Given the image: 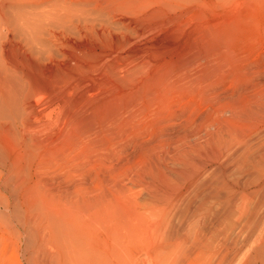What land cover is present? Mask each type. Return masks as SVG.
<instances>
[{
	"label": "rangeland",
	"instance_id": "1",
	"mask_svg": "<svg viewBox=\"0 0 264 264\" xmlns=\"http://www.w3.org/2000/svg\"><path fill=\"white\" fill-rule=\"evenodd\" d=\"M67 1L76 13L83 9V22L59 26L52 41L40 37L39 51L22 46L14 54L7 45L2 54L16 61L23 81L11 83L12 114L23 113L27 101L33 128L24 135L2 117L0 141L10 157L14 148L37 156L40 193L70 189L81 179L78 167L92 192L116 168L124 181L156 173L161 158L214 109L264 100V0ZM16 165L31 167L23 155ZM3 192L12 203V191ZM22 234L14 221L0 220V264L30 263L34 249L43 254L33 263L47 264L48 246Z\"/></svg>",
	"mask_w": 264,
	"mask_h": 264
},
{
	"label": "bare ground",
	"instance_id": "2",
	"mask_svg": "<svg viewBox=\"0 0 264 264\" xmlns=\"http://www.w3.org/2000/svg\"><path fill=\"white\" fill-rule=\"evenodd\" d=\"M74 8L67 0H0V118L24 135L33 128L30 106L25 101L24 112L12 114L10 86L23 81L14 72L16 61L2 54L7 45L14 54L22 46L35 52L40 37L52 41L59 26L82 21V8ZM242 100L194 125L160 157L156 173H132L124 181L116 168L95 192L78 167L81 179L70 189L40 193L37 156L14 148L10 157L0 141V220L14 221L20 235L48 246L42 255L47 264H124L130 253L131 264H264V100ZM22 155L28 170L16 165ZM141 191L147 194L143 203ZM38 251H30L27 264L38 262Z\"/></svg>",
	"mask_w": 264,
	"mask_h": 264
}]
</instances>
